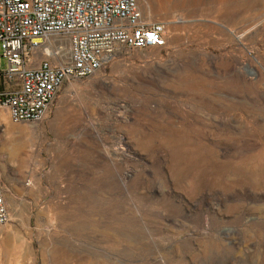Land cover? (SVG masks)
Returning a JSON list of instances; mask_svg holds the SVG:
<instances>
[{
	"label": "rangeland",
	"instance_id": "rangeland-1",
	"mask_svg": "<svg viewBox=\"0 0 264 264\" xmlns=\"http://www.w3.org/2000/svg\"><path fill=\"white\" fill-rule=\"evenodd\" d=\"M141 7L166 48L3 116L0 264H264V0Z\"/></svg>",
	"mask_w": 264,
	"mask_h": 264
},
{
	"label": "built area",
	"instance_id": "built-area-1",
	"mask_svg": "<svg viewBox=\"0 0 264 264\" xmlns=\"http://www.w3.org/2000/svg\"><path fill=\"white\" fill-rule=\"evenodd\" d=\"M167 43L168 23L150 20L141 0H0V127L6 114L41 123L67 83L95 77L123 50ZM10 221L0 184V227Z\"/></svg>",
	"mask_w": 264,
	"mask_h": 264
},
{
	"label": "crops",
	"instance_id": "crops-1",
	"mask_svg": "<svg viewBox=\"0 0 264 264\" xmlns=\"http://www.w3.org/2000/svg\"><path fill=\"white\" fill-rule=\"evenodd\" d=\"M7 88V85H5L3 82L0 81V91H4Z\"/></svg>",
	"mask_w": 264,
	"mask_h": 264
},
{
	"label": "bare ground",
	"instance_id": "bare-ground-1",
	"mask_svg": "<svg viewBox=\"0 0 264 264\" xmlns=\"http://www.w3.org/2000/svg\"><path fill=\"white\" fill-rule=\"evenodd\" d=\"M254 75H255V74H254ZM99 83H101V82H99ZM101 84H102V83H101ZM105 85H106V84L103 83V87H104ZM99 86H100V85H99ZM99 86H98V87H99ZM106 86H108V85H106ZM110 86H111V85H110ZM73 88H74V87H73ZM99 88H100V87H99ZM103 89H105V88H103ZM92 131L94 132V130H92ZM129 177H130V175H127V176H126L127 179H128ZM260 197H261V196H260ZM263 200H264V199H263Z\"/></svg>",
	"mask_w": 264,
	"mask_h": 264
}]
</instances>
